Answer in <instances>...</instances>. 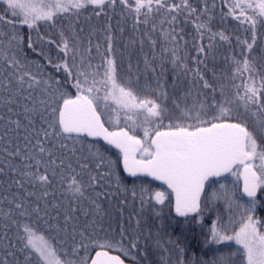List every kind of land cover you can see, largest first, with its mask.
Masks as SVG:
<instances>
[{
    "label": "snow or ice",
    "instance_id": "obj_1",
    "mask_svg": "<svg viewBox=\"0 0 264 264\" xmlns=\"http://www.w3.org/2000/svg\"><path fill=\"white\" fill-rule=\"evenodd\" d=\"M223 3L228 11L222 19L231 16L249 34L236 36L240 51L226 57L233 81L241 79L230 94L215 72L211 81L206 78V61L215 60L214 42L219 39L231 45L232 41L223 31H212L215 0L211 4L203 0L202 6L191 0H2L0 152L6 162L0 175L9 176L8 187L15 185L24 195L2 198L6 207H0V220L6 229V243H0V264H125L121 254L127 256L130 249L140 246L141 220H136L131 239L123 224L118 226V236L113 235L104 228L107 213L103 201L116 193L125 194V198L130 193L133 200L139 199L143 211L153 201L165 206L168 197L144 187L128 189L121 165L128 176H150L166 184L175 197L176 216L185 220L202 221L207 204L222 201L229 223L217 216L209 229L211 242H235L242 249L243 264H264V221L254 216L258 194L264 197V45H257V26L264 31V0ZM109 13L118 14L125 22L132 20L137 38L129 39L125 47L143 48L147 42L153 49L152 59L145 57L144 64L146 71L155 74L154 62L160 61L161 71L154 83L141 82L130 62L127 72L122 70L123 54L111 23L86 34L78 23L81 17L91 20L93 16L109 17ZM181 17L192 18L197 34L191 68L184 62L187 52L183 57L179 54L184 37L176 24ZM157 21L159 34L154 38ZM17 24L35 31L41 40L42 26L57 30L58 39L48 38L47 43L62 54L55 64L63 73L62 81L51 76L45 79L42 65L37 63L34 72L30 63L18 59L24 38ZM118 31L123 37L125 29L121 26ZM160 36L164 46L157 56ZM27 47L35 51L31 42ZM45 59L52 63L49 57ZM166 59L178 73H191L195 92H186L179 103L170 98L167 81L160 79ZM172 86L177 87L175 83ZM121 116L131 124L120 126ZM137 128L142 136L135 134ZM21 131L23 147L16 143ZM100 141L120 155L113 159ZM225 173L243 177V192L249 198L239 228H233L232 234H228L231 213L234 206L240 207L233 193L221 185L202 200L209 179ZM155 205V214L160 216L163 208ZM41 222L48 230L54 228L61 240L69 238L70 246L65 249L55 236L43 234ZM13 229L15 244L8 234ZM165 244L174 245L176 264H185L179 243L162 241L156 233L155 246L162 253L170 251ZM17 252L23 253V260L17 259ZM160 264L171 262L162 259ZM200 264L233 261L229 255Z\"/></svg>",
    "mask_w": 264,
    "mask_h": 264
},
{
    "label": "trees",
    "instance_id": "obj_2",
    "mask_svg": "<svg viewBox=\"0 0 264 264\" xmlns=\"http://www.w3.org/2000/svg\"><path fill=\"white\" fill-rule=\"evenodd\" d=\"M191 2L197 6H202L203 4V0H191ZM212 2L213 0H209L210 4ZM215 3L216 8L213 10V19L210 25L212 31H223L226 35H230L232 37V41L231 45L226 42H222L219 39L214 42L215 60L209 59L206 61L209 68V71L206 73V78L211 81V73L215 72L217 79L222 81L223 85L230 94L234 90V84H240L241 79L237 78L233 81L231 63L226 59V57L240 51V49L236 46L235 37L241 36L243 38L245 35L249 34L244 33L243 26L231 16L225 15L222 19V14H226L228 11V7L223 3V0H215ZM3 8L4 5L2 4V0H0V14H2ZM109 17L93 16L91 20H85L83 17H81L78 23L80 26L84 27L85 34L91 28L102 30L106 24L111 23L113 31L118 37L117 48L119 52L123 54L122 70L126 73L130 62L133 66V74H139L141 77V82L147 79L149 83H154L156 75L160 74L161 71L160 61L156 60L154 62V66L157 68V73L155 74L152 73L150 69L146 71L144 64L145 57H147L149 60L152 59L153 49L147 42L144 44L143 48H141L139 45L135 47H125L129 39L137 38V34L132 31L131 18L125 22L120 19L118 14L109 13ZM64 23L65 26H67L68 21H65ZM121 26L125 29L123 37L120 36L118 31L119 27ZM163 27L165 30H167L169 25L165 24ZM4 30H9L6 25L4 26ZM176 30L184 37V40L180 41L179 54L183 57L184 53L187 52V57L184 62H186L190 68L194 67L196 49L193 47V43L194 37H196L197 34L192 23V18H179L178 23L176 24ZM17 31L24 38V43L17 53L18 59H20L22 62L30 63V66L34 72L36 71L37 63L42 65L43 67L40 69V71L43 73L45 79L51 76L56 80L62 81L63 73L55 68V64L60 61L62 54L59 53V50L55 47V45L47 43L48 38L58 39L56 36L57 30L42 26L40 28V35L44 37L42 40L38 38L35 31H30L26 27L20 26L19 24H17ZM158 34L159 21H157V32L153 33V37L155 38ZM257 35L258 47L264 45V31L260 29L259 25L257 26ZM93 39L95 40V37ZM207 39L208 37L205 35V43L207 42ZM185 41H187L186 44ZM28 42L33 44L35 51L27 47ZM101 42H103L102 39ZM196 43H199V41H196ZM163 46V37L160 36L157 48L155 50V54L157 56L160 55ZM165 55L168 56L169 54L165 53ZM45 57H49L52 60V63L49 64ZM201 71H204L203 67H201ZM160 79L161 82L167 81L169 96L170 98L175 99L178 103L181 102V99L189 90L195 92L191 73H188L187 75L178 73V70L174 69L173 65L168 62L167 59L163 64V73L160 75ZM173 83H175L177 87L173 88ZM216 86L218 89L216 95L217 99H219L220 85L217 84ZM196 87H198V85ZM168 106L170 109L172 108L171 103H169ZM130 124L131 121H128L126 124L123 116H121L120 126L125 127ZM135 134L142 136V130L137 128ZM16 143H19L21 147H23L24 141L22 131L19 137L16 138ZM99 144L113 159H116L120 155L118 150L106 145L104 142L100 141ZM5 162L4 154L0 152V167H3ZM120 174L123 177L124 185L128 189L135 188L138 191L141 187H144L152 193L156 191H162L168 197V200L165 201V206L155 205V202L153 201L151 204L145 205L143 211H141L139 199L133 200L130 193L126 198L125 194L116 193L114 195H110L107 200L103 201V207L107 213L104 221V228L109 229L111 234L118 236V226L123 224L130 234L128 238L131 239L132 236L135 235L136 220H141L140 232L143 235L140 239V246L138 248L130 249L127 256L121 254V256L126 261L135 264H160L162 259H166L170 260L171 264H176L177 253L172 250L174 245H164L166 248H169L170 251L168 253H162L161 250L155 246L156 233H159L162 241L171 240L177 241L179 243L180 247L184 249L181 259L184 260L185 264H200L199 261L201 260L210 262L218 258L217 254H220V257L221 255H230L233 264H243L244 257L240 254L242 253V249H240L239 246L235 244V242H222L219 244L211 242L209 229L211 228L212 224L216 222L217 216L221 218L223 223H229L227 218L229 213H227L226 206L222 201L208 203L204 210L202 221L199 218L192 217H189L187 220H185L184 218L176 216L174 213L173 195L166 187L146 178L138 177L135 179H129L124 174L122 165ZM9 183V176L0 175V207H6L2 199L4 196H7L9 199H11L13 194L16 193H19L22 196L24 195V193L20 192V190L16 188L15 185L9 188ZM221 185H224L225 189L233 193L236 204L240 206L238 208L234 206L231 213L232 220L231 224L229 225L228 234H232L231 230L233 228L235 230H238L239 228V222L242 219L241 214L243 213L244 208L248 205L249 199L245 198L241 192L240 178L232 174H229L223 178L209 181L206 185L204 195H210L212 191L220 190ZM111 191L115 192V189L113 188ZM204 195L202 200L204 199ZM30 199L32 202H35L34 198ZM257 200L259 203L256 206V212L254 216L255 218H259L260 220L264 221V197H261L259 194L257 196ZM169 201H171V203H169ZM154 205L155 208H163L160 216L155 214V209L153 207ZM50 223L55 225L56 221L52 220ZM5 230L4 222L0 220V243H6V241H3V233ZM40 231L49 238L55 236L56 241H60L65 249H67L71 244V240L67 237H65L64 240H61L60 236L56 234L54 228L51 230L46 229L43 222L40 223ZM13 233L14 229L9 230L8 232L9 238L12 239L13 243L15 244L17 242ZM149 233H151V237H149ZM23 258V253L17 252V259L23 260Z\"/></svg>",
    "mask_w": 264,
    "mask_h": 264
},
{
    "label": "water",
    "instance_id": "obj_3",
    "mask_svg": "<svg viewBox=\"0 0 264 264\" xmlns=\"http://www.w3.org/2000/svg\"><path fill=\"white\" fill-rule=\"evenodd\" d=\"M102 142H103V141H102ZM112 148H113V147H112ZM114 149H115V148H114ZM116 150H117V149H116ZM124 174H125L126 177H128L129 179H135V178H138V177L146 178V179H149V180H151V181H153V182H155V183L161 184V185L165 186L167 189H169V188L167 187V185L164 184L162 181L155 180L154 178H152V177H150V176H143V175H141V176L131 177V176H128L127 173H125V172H124ZM229 174H230V173H225V174L221 175L220 177H212V178L209 179V181H210V180H213V179H218V178L225 177V176H227V175H229ZM205 186H206V185H205ZM169 190L171 191V189H169ZM241 192H242V194H243L244 197L248 198V197L246 196V194H244V192H243V177H242V176H241ZM172 194H173V193H172ZM173 197H174V194H173ZM202 197H203V195H202ZM174 199H175V197H174ZM111 254L116 255L115 253H111ZM121 258H122V257H121ZM122 259H123V258H122ZM125 264H133V263L127 262V261L125 260Z\"/></svg>",
    "mask_w": 264,
    "mask_h": 264
},
{
    "label": "rangeland",
    "instance_id": "obj_4",
    "mask_svg": "<svg viewBox=\"0 0 264 264\" xmlns=\"http://www.w3.org/2000/svg\"><path fill=\"white\" fill-rule=\"evenodd\" d=\"M227 176H228V175H227ZM240 177H241V176H240ZM240 177H239V178H240ZM222 178H223V177H222ZM240 182H241V178H240ZM258 195H259V194H258ZM173 208H174V200H173ZM128 254H129V253H128ZM217 256L220 257V254H217ZM221 256H226V255H221ZM202 261H203V260L199 261V263L202 262Z\"/></svg>",
    "mask_w": 264,
    "mask_h": 264
}]
</instances>
